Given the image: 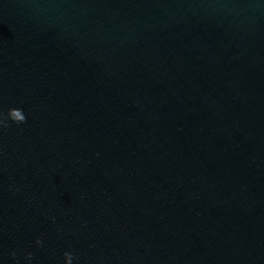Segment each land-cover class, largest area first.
Returning <instances> with one entry per match:
<instances>
[{"label":"water","instance_id":"1","mask_svg":"<svg viewBox=\"0 0 264 264\" xmlns=\"http://www.w3.org/2000/svg\"><path fill=\"white\" fill-rule=\"evenodd\" d=\"M66 252L264 264V0H0V264Z\"/></svg>","mask_w":264,"mask_h":264},{"label":"clouds","instance_id":"2","mask_svg":"<svg viewBox=\"0 0 264 264\" xmlns=\"http://www.w3.org/2000/svg\"><path fill=\"white\" fill-rule=\"evenodd\" d=\"M12 111H14V110H12ZM9 117H10L12 120L17 121V122H22V121L25 120L24 117H20L19 120H17L16 117H14V116H12V115H9ZM29 255H31V254H29ZM65 257H66V259H67V264H72V255H71V253L66 252V253H65Z\"/></svg>","mask_w":264,"mask_h":264}]
</instances>
